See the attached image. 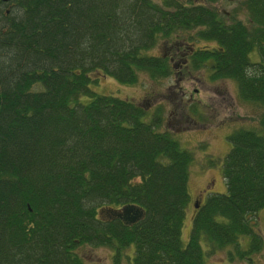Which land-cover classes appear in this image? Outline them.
<instances>
[{"label":"trees","instance_id":"1","mask_svg":"<svg viewBox=\"0 0 264 264\" xmlns=\"http://www.w3.org/2000/svg\"><path fill=\"white\" fill-rule=\"evenodd\" d=\"M217 1L0 0V264H87L83 244L116 260L133 247L132 264H205L202 239L206 251L233 246L229 259L261 250L264 135H228L225 192L199 203L183 245L192 153L159 130V109L148 122L144 106L89 87L95 71L127 84L139 71L171 75L170 56L146 51L194 32L217 46L195 50L193 65L210 60L212 78L264 103V0L243 1L247 23L226 20ZM124 205L142 216L126 224Z\"/></svg>","mask_w":264,"mask_h":264},{"label":"rangeland","instance_id":"2","mask_svg":"<svg viewBox=\"0 0 264 264\" xmlns=\"http://www.w3.org/2000/svg\"><path fill=\"white\" fill-rule=\"evenodd\" d=\"M158 1V0H153ZM244 0H218L213 6L226 20L231 16L248 22V12ZM193 33H180L168 40L159 39L157 44L146 51L149 55H167L174 53L172 73L169 76L154 78L147 71L138 72L136 84L117 81L109 75L92 72L95 78L89 87L98 94L127 98L145 107V121H150L159 109L163 120L159 130L169 131L180 146L193 155L189 167V202L185 208L181 240L188 241L196 201L202 203L211 192H225L222 177L224 157L231 147L228 135L238 128H248L264 135V103L240 98L237 83L232 78H212L211 61L202 66L186 65L189 53L215 47L212 40L194 37ZM252 61H258L257 50L249 53ZM171 61V59H170ZM172 63V62H171ZM87 97L81 96V100ZM121 208H119L120 210ZM255 228L263 238L260 251L249 255L251 259L230 258L228 252L233 246L208 248V242L202 239L205 264H264V209L257 213ZM249 240L241 238L243 248ZM77 253L87 264H132L133 247L124 251L125 256L114 259L113 250L105 246L80 245Z\"/></svg>","mask_w":264,"mask_h":264},{"label":"water","instance_id":"3","mask_svg":"<svg viewBox=\"0 0 264 264\" xmlns=\"http://www.w3.org/2000/svg\"><path fill=\"white\" fill-rule=\"evenodd\" d=\"M2 2H8L9 0H1ZM199 202L196 201L194 204L195 209L198 208ZM142 210L135 205H124L116 215L122 219L126 224H132L136 222L142 216Z\"/></svg>","mask_w":264,"mask_h":264},{"label":"flooded vegetation","instance_id":"4","mask_svg":"<svg viewBox=\"0 0 264 264\" xmlns=\"http://www.w3.org/2000/svg\"><path fill=\"white\" fill-rule=\"evenodd\" d=\"M211 48H214V47H207V48H205V49H211ZM192 53H193V50H192ZM192 53H189V55H188V57H187V59H186V65L188 66V65H192L193 63L191 62V58L189 57V56H191L192 55ZM174 53L173 54H171V67H172V65H174L175 64V62H174ZM176 65V64H175Z\"/></svg>","mask_w":264,"mask_h":264}]
</instances>
